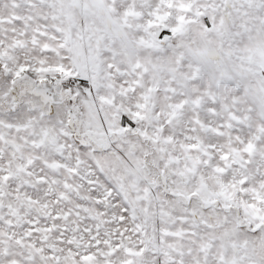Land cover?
Wrapping results in <instances>:
<instances>
[{
  "label": "snow or ice",
  "instance_id": "snow-or-ice-1",
  "mask_svg": "<svg viewBox=\"0 0 264 264\" xmlns=\"http://www.w3.org/2000/svg\"><path fill=\"white\" fill-rule=\"evenodd\" d=\"M0 264H264V0H0Z\"/></svg>",
  "mask_w": 264,
  "mask_h": 264
}]
</instances>
